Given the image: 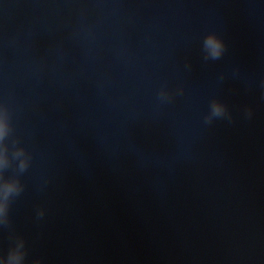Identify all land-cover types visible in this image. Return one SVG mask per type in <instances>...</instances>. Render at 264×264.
<instances>
[{
    "label": "clouds",
    "instance_id": "1",
    "mask_svg": "<svg viewBox=\"0 0 264 264\" xmlns=\"http://www.w3.org/2000/svg\"><path fill=\"white\" fill-rule=\"evenodd\" d=\"M226 49V45L221 37L216 33H209L204 37L203 50L205 52L204 59L218 60L222 57ZM175 94H183V88H179ZM173 98V94H169L165 87H162L158 99L161 103H167ZM247 115L251 116V110H246ZM214 118H226L231 120V114L227 106L216 99L210 103V112L204 117L205 123H211ZM13 132L11 124L10 110L6 113L5 118L0 119V228H10L11 217L10 210L12 203L24 191V185L20 180V176L29 168L31 162V154L24 147L17 146L19 141L13 139L11 150L7 142ZM14 166V167H13ZM13 168L12 176H5V172ZM45 210L40 208L37 210V219H42ZM13 244L9 248L6 256H0V264H26L28 255L26 242L22 236H13ZM31 264H41L39 258L34 259Z\"/></svg>",
    "mask_w": 264,
    "mask_h": 264
}]
</instances>
